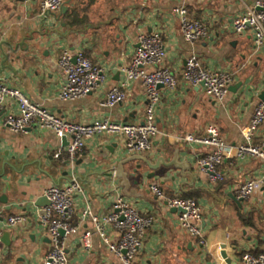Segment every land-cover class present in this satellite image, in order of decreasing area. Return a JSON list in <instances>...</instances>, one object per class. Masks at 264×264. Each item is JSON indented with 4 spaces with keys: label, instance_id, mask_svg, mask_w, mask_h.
Returning a JSON list of instances; mask_svg holds the SVG:
<instances>
[{
    "label": "crops",
    "instance_id": "crops-1",
    "mask_svg": "<svg viewBox=\"0 0 264 264\" xmlns=\"http://www.w3.org/2000/svg\"><path fill=\"white\" fill-rule=\"evenodd\" d=\"M41 1L0 0V79L32 102L79 124L105 119L143 123L147 99L141 81L129 83L125 102L102 106L111 87L125 80L124 69L135 55L141 33L162 35L166 65L178 85L174 90L160 88L156 116L161 134L151 152L130 154L122 137L101 134L89 138L73 161L65 154L55 157L65 146L53 132L37 126L14 132L6 126V117L18 114L19 106L14 99L5 100L0 110V224L4 231L12 230L13 236L0 247V264H45L51 244L42 223L44 208L35 204L46 196L48 188L64 186L73 178L83 192L74 195L72 221L79 229L67 238L69 264H122L98 234L93 235L90 248L83 247L84 232L95 231V223L84 218L83 212L90 208L100 218L112 213L117 195L123 196L120 181L111 176L120 160L140 155L154 162L162 157L170 162L176 152L184 169L162 168L144 187H133L143 198L125 197L154 219L145 232L136 264H242L244 252H264V187L244 201L242 208L229 196H236L245 181L263 175L262 162L229 157L219 167L224 180L214 183L196 165L207 149L175 139L189 134L203 136L207 126L215 124L228 146L243 143L242 131L264 92V45L255 49L252 32L235 34L232 20L252 8L255 0H189V16L205 23L209 32L193 45L184 40L174 13L182 0H65L66 11L61 7L47 14L41 12ZM67 13L74 15L71 23L65 18ZM65 50L82 52L105 69V81L76 101L60 98L66 77L58 61ZM193 55L206 68L233 75L224 103L209 97L203 86L184 81L182 72ZM255 143L264 144V124ZM139 164L141 161H134L125 168ZM154 183L167 198H194L200 204L203 243L181 228L179 214L173 213L167 202L157 201L151 191L147 192ZM17 214H24L27 220L15 228L7 227L6 219ZM244 215L250 224L244 222ZM105 230L110 240L119 239L114 226L107 225Z\"/></svg>",
    "mask_w": 264,
    "mask_h": 264
},
{
    "label": "built area",
    "instance_id": "built-area-1",
    "mask_svg": "<svg viewBox=\"0 0 264 264\" xmlns=\"http://www.w3.org/2000/svg\"><path fill=\"white\" fill-rule=\"evenodd\" d=\"M175 8L174 13L180 21L181 32L188 44H195L200 39L208 37V28L200 20L189 16L187 2ZM65 0H42L41 12L47 14L57 12ZM232 30L237 35L252 32L256 50L264 45V0H255L254 6L246 13L232 20ZM167 51L160 33H141L138 36V47L128 67L124 69L125 80L111 87L102 103L104 107H114L125 102L128 98L127 87L130 82L141 81L147 99L145 121L143 123H122L105 119L94 123H74L58 117L45 107L32 102L21 90L10 87L5 80L0 79V110L6 99H14L19 106L18 114H9L5 125L14 132H25L37 126L53 132L57 137H67L69 144L55 154L56 158L67 155L74 160L81 153L86 141L96 135H117L124 139V147L130 154L149 153L153 150L156 137L161 134L157 122L156 110L161 102L160 86L174 90L177 85L175 74L166 65ZM58 64L66 80L60 91L64 101H76L95 91L106 79L105 69L94 64L82 52L76 54L69 50L63 51ZM182 77L191 86L203 84L206 94L219 103H224L233 83V75L226 71L206 68L196 57L187 59ZM264 124V100L255 107L249 125L243 129V143L231 147L221 137L215 124H209L203 136L189 134L175 137L176 140L195 143L207 149L196 161L200 172L209 175L214 183L222 182L224 176L219 167L225 159L237 156L239 158L258 159L263 165V175L258 179L242 183L236 197L242 202L248 201L257 191L264 187V144H256L255 139ZM165 137H169L164 134ZM150 191L157 201L167 202L170 207L182 208L178 221L181 228L189 235L203 243L204 232L201 228L202 208L191 198H167L158 183L150 185ZM83 192L77 179L73 178L66 185H53L45 192L50 205L45 207L42 223L46 236L50 240L51 249L45 257V264H69L67 249L68 236L77 233L79 227L72 221L74 195ZM84 218H91L95 223V231H86L81 237L84 248L91 247L94 234L100 235L109 250L115 254L122 264H136L139 253L143 248L145 232L154 224L152 216L142 214L124 196L118 194L113 205L112 213L100 218L90 208L83 212ZM3 216L0 212V222ZM27 220L24 214L9 216L6 226L15 228ZM114 226L119 231V239H109L105 227ZM64 231V236L61 235ZM4 228L0 224V247L3 244ZM242 264H264V252L246 251L241 256Z\"/></svg>",
    "mask_w": 264,
    "mask_h": 264
},
{
    "label": "water",
    "instance_id": "water-1",
    "mask_svg": "<svg viewBox=\"0 0 264 264\" xmlns=\"http://www.w3.org/2000/svg\"><path fill=\"white\" fill-rule=\"evenodd\" d=\"M20 2H27L29 0H16ZM63 10L66 11V6L63 5ZM200 86H203L201 84ZM163 86H160V88ZM261 100H264V92L260 97ZM30 130V129H28ZM63 143L64 146L66 147L69 144V140L67 137L63 138ZM134 161H141V164L136 165L133 168H130L129 170H126L125 166L128 163L134 162ZM145 165V166H142ZM179 168V169H184L185 165L179 161V154L176 152L175 157L172 161L167 162L165 159L159 158L156 162L152 161L148 157L145 156H140V155H133L130 157H126L122 160H120L116 167L113 169L111 176L115 177L117 180L120 181L118 188L122 190L123 196L126 198H143L144 195L142 193H138L136 189L134 188H142L145 186V181L155 178L157 175V172H159L162 168L165 169H171V168ZM134 187V188H133ZM147 192H150V186L147 190ZM234 202L238 204L239 207L242 208V200L238 199L234 194L229 195ZM51 203L48 200V198L42 197L38 199L37 203L35 204L36 206L40 208H45L49 206ZM173 213H184V210L182 208H171ZM41 214L43 216L44 210H41ZM61 235L64 236V231L61 230ZM13 236V231L12 230H6L4 231L3 235V241L4 242H9V240ZM222 257L229 262L228 256L225 253V251H222Z\"/></svg>",
    "mask_w": 264,
    "mask_h": 264
},
{
    "label": "trees",
    "instance_id": "trees-1",
    "mask_svg": "<svg viewBox=\"0 0 264 264\" xmlns=\"http://www.w3.org/2000/svg\"><path fill=\"white\" fill-rule=\"evenodd\" d=\"M73 14L72 13H67L66 15H65V18L67 19V22L68 23H71V20H72V18H73ZM186 198V197H185ZM192 199H194V198H192ZM245 217V219H243L244 220V222H247V224H250V218H248V215H244ZM256 254H258V253H256Z\"/></svg>",
    "mask_w": 264,
    "mask_h": 264
}]
</instances>
